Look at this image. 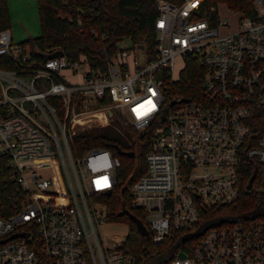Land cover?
I'll return each mask as SVG.
<instances>
[{"label":"built area","instance_id":"1","mask_svg":"<svg viewBox=\"0 0 264 264\" xmlns=\"http://www.w3.org/2000/svg\"><path fill=\"white\" fill-rule=\"evenodd\" d=\"M206 3L159 0L157 51L143 48L144 65L136 46H119L105 70L83 56L36 58L0 30V179L23 193L0 217V264H138L126 239L107 248L97 230L100 218L109 223L98 195L117 188L121 160L99 148L74 157L70 145L115 114L152 137L128 197L153 243L180 240L165 264H264V178L245 187L261 205L239 219L211 217L240 201L252 162L264 177V0H253L251 16L236 12L237 31L226 35L230 24ZM190 56L205 73L199 94L185 97L172 89Z\"/></svg>","mask_w":264,"mask_h":264},{"label":"trees","instance_id":"2","mask_svg":"<svg viewBox=\"0 0 264 264\" xmlns=\"http://www.w3.org/2000/svg\"><path fill=\"white\" fill-rule=\"evenodd\" d=\"M158 1L36 0L40 35L21 42V45L28 48L36 58L64 55L70 60H77L83 56L94 70H105L124 40H128L132 48L140 46L149 56H153L158 43L155 29ZM220 4L247 16L253 15L255 11L253 0H207L206 12L213 20H217L218 15L217 10L212 8L217 9ZM4 29H10L9 8L7 0H0V30ZM204 73L197 59L190 56L181 73L180 83L173 87L172 92L185 97L199 94ZM109 103V99L100 100L98 106ZM151 142L149 133L137 135L121 115L115 114L111 125L77 133L72 136L70 145L74 157H82L89 150L99 148L108 149L121 160L117 188L110 196L98 195L107 204V221L123 222L128 226L125 246L137 257L138 264H165L181 248L180 240L155 244L151 238L142 236L135 222L122 213L128 210L147 225L144 211L130 206L128 187L146 171V156L151 151ZM119 151L134 152V156H124ZM259 169L253 162L247 166L242 179L240 201L235 205L216 209L211 217L220 220L239 219L244 213L261 205L258 193L245 190L252 177L254 185L263 180ZM126 182L127 185L123 186ZM21 198L23 193L17 186H6L0 179V217L7 216L12 206L19 204Z\"/></svg>","mask_w":264,"mask_h":264},{"label":"rangeland","instance_id":"3","mask_svg":"<svg viewBox=\"0 0 264 264\" xmlns=\"http://www.w3.org/2000/svg\"><path fill=\"white\" fill-rule=\"evenodd\" d=\"M9 8V28L15 43L24 42L40 35V24L36 0H7ZM220 20L230 24L229 28H223V35L237 31L240 14L233 12L226 5L218 6ZM120 47H131L128 40L120 43ZM137 64H145L144 50L140 46L134 48ZM177 69L181 67V61L176 62ZM115 118V117H114ZM103 127H97V129ZM95 129V128H94ZM107 248H114L125 241L128 235V226L119 223H104L100 218V227L97 229Z\"/></svg>","mask_w":264,"mask_h":264},{"label":"water","instance_id":"4","mask_svg":"<svg viewBox=\"0 0 264 264\" xmlns=\"http://www.w3.org/2000/svg\"><path fill=\"white\" fill-rule=\"evenodd\" d=\"M119 153L121 155H124V156H128V157H133L134 156V152H122V151H119ZM254 180V177H252L249 181V184L247 186V189H250L251 188V185H252V182ZM107 195H110L109 192L106 193ZM124 214H126L127 216H129L136 224L138 230L140 231L141 235L144 236V237H148L149 236V232H148V229L146 227V225H144L136 216H134L130 211L128 210H124L123 211ZM180 257H184V254H180L179 255Z\"/></svg>","mask_w":264,"mask_h":264},{"label":"crops","instance_id":"5","mask_svg":"<svg viewBox=\"0 0 264 264\" xmlns=\"http://www.w3.org/2000/svg\"><path fill=\"white\" fill-rule=\"evenodd\" d=\"M12 37H13V35H12ZM14 40V39H13Z\"/></svg>","mask_w":264,"mask_h":264}]
</instances>
